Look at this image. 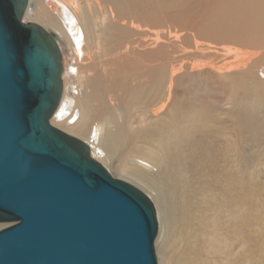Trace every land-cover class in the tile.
Segmentation results:
<instances>
[{
	"label": "bare ground",
	"instance_id": "1",
	"mask_svg": "<svg viewBox=\"0 0 264 264\" xmlns=\"http://www.w3.org/2000/svg\"><path fill=\"white\" fill-rule=\"evenodd\" d=\"M198 1L28 0L24 21L56 34L62 55L51 124L86 142L108 172L146 185L135 182L161 216V264H264V214L248 194L236 210L230 151L227 198L214 191L220 148L212 140L226 129L231 150L237 132L243 143L264 134V0ZM194 5L200 13L189 22ZM216 89L226 96L221 106Z\"/></svg>",
	"mask_w": 264,
	"mask_h": 264
},
{
	"label": "water",
	"instance_id": "2",
	"mask_svg": "<svg viewBox=\"0 0 264 264\" xmlns=\"http://www.w3.org/2000/svg\"><path fill=\"white\" fill-rule=\"evenodd\" d=\"M27 2L0 0V264H158L149 197L51 124L62 55Z\"/></svg>",
	"mask_w": 264,
	"mask_h": 264
},
{
	"label": "rangeland",
	"instance_id": "3",
	"mask_svg": "<svg viewBox=\"0 0 264 264\" xmlns=\"http://www.w3.org/2000/svg\"><path fill=\"white\" fill-rule=\"evenodd\" d=\"M200 1H202V0H200ZM200 1H198L199 5H200ZM199 13H200V8L198 6H196V5L191 6L190 15H189V22L192 19L191 18L192 15H198ZM191 22H194V21H191ZM66 47H67V49H66ZM64 51H65V57L67 59V72H68L67 76H66V80H67V84H68L67 89H68L69 93L74 95V86L75 85L73 83V78H72V76L75 74V68L72 66L74 64V59H73L72 53H70L71 50H70V47H68V45L65 46ZM175 56H178V54H175ZM71 68H72V70H71ZM260 75H264V68L260 72ZM221 95H223V96H221ZM224 98L226 99V96L224 95L223 90H219V91H218V89L213 90L212 99H214V101L218 102L217 105L221 106V104L224 102ZM219 103H221V104H219ZM217 113L218 114L220 113L219 114L220 117H222L224 115L223 112H220V111L219 112L217 111ZM61 129L63 130V128H61ZM237 133L234 136L235 140H233V145H234L235 149L232 147L231 150L229 148V144H227L226 129H224V128L219 129L218 131H216L214 138H212V140L215 141L216 146L219 145L216 147L217 150L220 148L217 152L218 158L215 160L217 171L219 174V176H218L219 186L217 188H216V186H213L214 187L213 190L216 188L214 191L215 192L218 191L217 193H219L221 199L227 198L226 188H227V184H228V182H227L228 165H227L226 160H227V156H228L229 151H230V152H232V154L235 155L234 161H233V164H234L233 181L235 184L234 193L238 199V204H237L236 210L238 212L240 211V209H238V208H241V200L245 195L248 194L250 197L253 198L254 202L258 203L259 208L261 209V211L264 214V193H263L264 190H263V192L262 191H260V192L255 191V184H257L258 186H263V189H264V167H262V165H260V162H261L260 159L264 156V134L251 136L250 138H247L246 143H243L242 135L237 134ZM109 172L114 177L127 180V181L133 183L134 185H136L135 182H137L139 185L146 187V185L142 181H139L138 179L136 180V178L128 175L126 173V171H124V170L122 171L120 169L117 170L116 168H114L112 170H109ZM251 187H252V194H250L248 192V190ZM209 209L210 208L208 207V210ZM257 209H258V207L257 206L255 207V205H254L253 210H257ZM165 213H168V210L165 211ZM157 214L159 215V219H158L159 223L158 224H159V229H160V226H161L160 218H161V216L158 212H157ZM223 214L221 213L220 215L219 214L216 215L219 218H221V219H219V225L221 227L224 226L226 223V220H225L226 217H224ZM0 224L6 225V223H0ZM262 226L264 227V225H262ZM158 232H159V230H158ZM157 236H158V233H157ZM157 236H156V238H157ZM156 238L154 241L155 252H156L158 264H161V260H160L161 252H160V247L156 244ZM223 239L224 238L222 236L221 240H219L222 246L225 244L224 243L225 240H223ZM160 242H161V240H160ZM203 246H204V249L202 252L205 255L206 254V244L205 245L203 244ZM217 254H220V253H217ZM222 256H224V255H222ZM222 256L220 254V258ZM222 259H223V257H222ZM210 264H227V262L224 259L220 260V261L219 260L218 261L212 260ZM234 264H245V261H243L240 257H238V259L236 261H234Z\"/></svg>",
	"mask_w": 264,
	"mask_h": 264
}]
</instances>
